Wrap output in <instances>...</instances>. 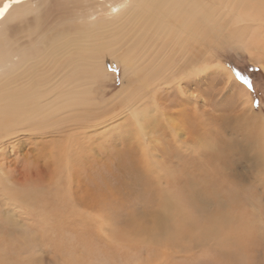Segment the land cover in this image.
I'll return each mask as SVG.
<instances>
[{
	"label": "rangeland",
	"instance_id": "1",
	"mask_svg": "<svg viewBox=\"0 0 264 264\" xmlns=\"http://www.w3.org/2000/svg\"><path fill=\"white\" fill-rule=\"evenodd\" d=\"M256 33L197 46L204 70L184 79L186 94L170 90L169 108L135 87L155 110L146 136L114 100L137 79L121 62L93 87L110 107L106 129L85 135L90 119L51 126L57 135L20 130L0 155V264H264V26ZM65 148L83 149L78 168L60 162Z\"/></svg>",
	"mask_w": 264,
	"mask_h": 264
},
{
	"label": "bare ground",
	"instance_id": "2",
	"mask_svg": "<svg viewBox=\"0 0 264 264\" xmlns=\"http://www.w3.org/2000/svg\"><path fill=\"white\" fill-rule=\"evenodd\" d=\"M4 3L0 0V7ZM262 13L264 0H10L0 16V155L8 153L4 145L20 130L30 135H57L60 128L51 126L90 119L97 121L80 127L85 128V135L86 129L93 127L99 132L105 128L106 120L101 119L110 107L99 102L93 87L118 62L123 64V76L137 78V85L125 81L114 100L128 108L139 133L146 136L145 119L155 110L142 101L138 105L135 87L139 91L148 89L155 108L164 109L169 94L174 96L171 89L185 93L184 79L204 70L193 52L197 46L208 38L215 42L220 36L236 37L235 31L257 34V28L264 26L258 23ZM249 20L251 23L244 24ZM223 29L224 33L219 32ZM214 31L216 38L211 36ZM178 58L181 63L176 67ZM156 61L158 66L163 65L161 71L152 70ZM96 105V110L92 109ZM48 127L54 130L47 131ZM260 138L264 152V133ZM68 151L65 148L60 153V162L73 169L80 151Z\"/></svg>",
	"mask_w": 264,
	"mask_h": 264
},
{
	"label": "snow or ice",
	"instance_id": "3",
	"mask_svg": "<svg viewBox=\"0 0 264 264\" xmlns=\"http://www.w3.org/2000/svg\"><path fill=\"white\" fill-rule=\"evenodd\" d=\"M10 0H5V3L2 7H0V16H3L4 12L7 11V8L9 6ZM237 76L239 77V79H241L250 89L252 88V84L251 82L243 76H240L239 73H237Z\"/></svg>",
	"mask_w": 264,
	"mask_h": 264
}]
</instances>
